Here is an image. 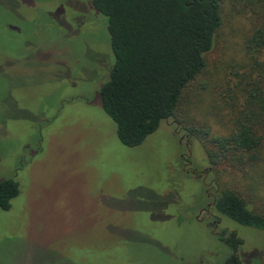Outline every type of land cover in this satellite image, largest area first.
Returning a JSON list of instances; mask_svg holds the SVG:
<instances>
[{
  "label": "rangeland",
  "instance_id": "obj_1",
  "mask_svg": "<svg viewBox=\"0 0 264 264\" xmlns=\"http://www.w3.org/2000/svg\"><path fill=\"white\" fill-rule=\"evenodd\" d=\"M232 11L176 117L128 148L96 97L114 62L105 17L90 0H0V181L19 187L0 211V264H225L232 232L242 264H264V232L201 211L245 180L213 173L185 128L226 133L210 113L244 54Z\"/></svg>",
  "mask_w": 264,
  "mask_h": 264
},
{
  "label": "trees",
  "instance_id": "obj_2",
  "mask_svg": "<svg viewBox=\"0 0 264 264\" xmlns=\"http://www.w3.org/2000/svg\"><path fill=\"white\" fill-rule=\"evenodd\" d=\"M90 1L106 19L114 57L96 97L115 123L117 139L128 148L141 145L162 121L176 117L185 91L206 71L225 24V5L243 17L247 31L240 71L212 99L210 116L226 133L211 136L208 129L185 128L202 134L213 173L238 171L245 180L243 189L219 187L212 211L264 232V211L254 206L258 198L264 202V0ZM193 120L187 115L181 125ZM18 194L14 180L0 181V211H8ZM227 240L231 254L225 264H242L238 252L243 240L235 232Z\"/></svg>",
  "mask_w": 264,
  "mask_h": 264
},
{
  "label": "flooded vegetation",
  "instance_id": "obj_3",
  "mask_svg": "<svg viewBox=\"0 0 264 264\" xmlns=\"http://www.w3.org/2000/svg\"><path fill=\"white\" fill-rule=\"evenodd\" d=\"M184 171H185L186 173L193 174V171H192V170H188V171H187V170L185 169ZM206 194H207L208 198H212V201H211V203L207 204V205L205 206V208H202L201 211H205V212H207V213H210V211H211V209H212V207H213V197H211V195H210L209 192H207ZM213 223L216 224L217 221H214Z\"/></svg>",
  "mask_w": 264,
  "mask_h": 264
}]
</instances>
